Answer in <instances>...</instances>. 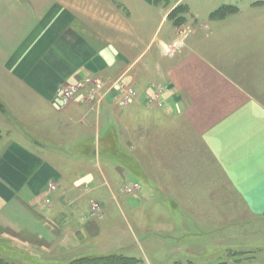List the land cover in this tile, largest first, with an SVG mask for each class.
Masks as SVG:
<instances>
[{"label": "crops", "instance_id": "obj_1", "mask_svg": "<svg viewBox=\"0 0 264 264\" xmlns=\"http://www.w3.org/2000/svg\"><path fill=\"white\" fill-rule=\"evenodd\" d=\"M225 4L236 10L214 18ZM84 76L126 79L139 96L61 106ZM152 83L160 105L147 103ZM0 102V245L30 249L33 264L97 257L116 210L176 245L180 264L202 236L201 251L226 242L228 211L264 219V0H0ZM127 181L141 189L123 197Z\"/></svg>", "mask_w": 264, "mask_h": 264}, {"label": "rangeland", "instance_id": "obj_2", "mask_svg": "<svg viewBox=\"0 0 264 264\" xmlns=\"http://www.w3.org/2000/svg\"><path fill=\"white\" fill-rule=\"evenodd\" d=\"M200 1L203 2V0H200ZM224 6L225 7L230 6V4L222 5L220 6V8H223ZM231 6L234 8L237 7L235 5H231ZM188 15H189V12L187 13V16ZM185 23L186 21L183 22V24ZM98 77L103 78L105 80L107 88L113 84L112 82H115L121 79L123 80V82H125L126 85L135 87L133 84L129 83L126 79H123V78L110 79L108 77H102V76H98ZM154 84L159 86V88H162L160 87V85L156 83ZM135 89L137 91V96L134 98V100L129 105H131L139 96V91L137 90L136 87ZM149 90H150V87H149ZM162 90L164 91L163 88ZM148 94H149L148 99H147L148 104L150 105H153V104L160 105L161 104V98H160V101L158 102H152V101L150 102V92ZM162 94H161V97H162ZM59 98H60V93H59ZM107 101L108 100L105 99L103 102L102 101L101 102L105 103ZM101 102L100 101L96 102L93 105L102 104ZM72 103H77L80 105H88V104H83L81 102H78L76 101V99ZM72 103H70L66 107L70 106ZM130 182H134V181H127L126 183H123L121 185V188H123L125 185L129 184ZM121 194H124L123 197L133 196V195L127 194L122 191H121ZM90 196L88 198L93 197V196L91 197ZM120 201H122V197ZM227 201H228V204L233 203L236 205V203H240L238 198L233 193H230V190H228ZM95 202L97 201L91 202V205H93L92 203H95ZM98 203L100 204L101 210L97 211V213L100 215L102 212V205L100 202ZM231 207H234V205ZM98 214H94V215H98ZM241 214L243 215V217H246L245 213H241L238 211L232 210V211L227 212V224L225 228L227 238L224 244H222L221 242V244H218L216 248L209 245V247H211L210 248L211 251L208 248H206L205 250L202 248V251H201V248L199 247L200 245L204 244L203 239H201L203 237L202 236L200 237V239H198V241L196 240L197 242L194 243V245H190V248L191 247L195 248L194 252H192V256L189 255V259L186 258L184 260H183L184 258L183 256V258H181L180 260L184 262L185 264H190V263L191 264H264V236H263L264 235V219L255 221L254 219L243 218L244 220H242L241 222L240 221ZM100 226L103 228V231H104L103 232L104 237L102 238V245H105V247L103 248L99 247L97 249H94L96 251H91L90 254H92V256H98V255L104 256V255H108L111 253H117V254H125L131 257H135L136 262H137L136 264H180L179 259H176L177 257H175L174 254H171L174 248L176 250V245L172 243L168 244V243H165L163 240H159L161 238L158 233L156 234L157 237H155L154 236L155 234H154L152 235V237L145 239L147 235L145 234L146 232L140 231L137 229H136L137 231H135L134 229H131L127 224H125V221L121 213L118 212L117 210L112 211L110 213V217H104L103 222L102 224H100ZM202 230L203 229H201V231ZM222 231H224V229H222ZM198 232L193 233L191 237L193 238V235H195ZM240 234L241 236H238ZM141 241L144 244V246H141L140 244ZM31 246L33 247V248L31 247L32 250L36 248L33 245ZM12 248L6 247L5 245H0V255L2 257H5L8 261L13 262L14 264H33L34 263L32 258H30L31 256L29 254L30 249L27 250L26 247H23V249L19 250V253H20L19 256H15L16 249L14 248L12 249ZM34 251H36V249ZM52 252H55L57 256L59 257L60 253L63 252V249L57 248L56 250V248L54 247ZM22 253L25 254V256H22L21 255ZM43 261H35V264H44ZM54 263L64 264L66 262L62 261L61 263L60 262H54Z\"/></svg>", "mask_w": 264, "mask_h": 264}, {"label": "built area", "instance_id": "obj_3", "mask_svg": "<svg viewBox=\"0 0 264 264\" xmlns=\"http://www.w3.org/2000/svg\"><path fill=\"white\" fill-rule=\"evenodd\" d=\"M108 88L103 78L98 76H84L74 83L67 84L60 89V103L61 106L66 107L75 99L83 104L93 105L96 102H103L105 99L110 98L118 107L128 106L137 96L135 87L128 86L123 80L112 82ZM163 90L155 84L150 85V102L160 101ZM74 99V100H73ZM101 102V103H102ZM58 185L55 181H50L45 193V203L51 205L52 194L57 189ZM141 188L138 182H130L125 185L121 191L127 194H135ZM92 210L94 213L101 210L98 202L93 203Z\"/></svg>", "mask_w": 264, "mask_h": 264}, {"label": "trees", "instance_id": "obj_4", "mask_svg": "<svg viewBox=\"0 0 264 264\" xmlns=\"http://www.w3.org/2000/svg\"><path fill=\"white\" fill-rule=\"evenodd\" d=\"M189 6L186 4H180L170 14L169 18L177 26L183 25V22L187 20V13L189 12ZM236 8L230 6H224L223 8L216 9L212 16L214 18L221 17L230 12H234ZM181 22V23H180ZM0 108L3 105L0 102ZM136 258L125 254L112 253L104 256L97 257H81L70 261L68 264H136ZM0 264H14L8 261L5 257L0 255Z\"/></svg>", "mask_w": 264, "mask_h": 264}]
</instances>
